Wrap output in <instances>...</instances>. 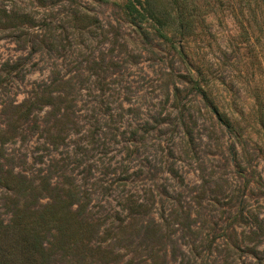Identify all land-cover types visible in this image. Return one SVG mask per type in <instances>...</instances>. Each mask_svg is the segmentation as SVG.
Wrapping results in <instances>:
<instances>
[{"label":"rangeland","instance_id":"1","mask_svg":"<svg viewBox=\"0 0 264 264\" xmlns=\"http://www.w3.org/2000/svg\"><path fill=\"white\" fill-rule=\"evenodd\" d=\"M139 1L0 0V179L49 168L108 217L120 170L166 193L162 239L84 264H264V0Z\"/></svg>","mask_w":264,"mask_h":264},{"label":"trees","instance_id":"2","mask_svg":"<svg viewBox=\"0 0 264 264\" xmlns=\"http://www.w3.org/2000/svg\"><path fill=\"white\" fill-rule=\"evenodd\" d=\"M135 3L142 6L139 0H135ZM126 10L136 12L132 3L126 6ZM153 18L158 27L168 24L166 18H157L156 15ZM47 84L50 82L41 85ZM45 104L53 108L56 106L50 100H46ZM32 106L33 103L29 102L25 107L26 117L30 116ZM19 157L17 160L25 165L22 159L25 156ZM168 166L165 171L177 177V173ZM151 170L160 172L163 167H153ZM46 171L48 175L39 177L37 185L33 182H30L31 185L27 184L29 182L23 175V170L17 174L5 172L0 179V183L8 192L13 194L19 190L21 195L27 190L29 194L23 198L30 196V201L24 199L21 208H17V204L14 205L9 211L8 221H0V264H84L88 259H93L95 253L102 248V253L109 254L112 253V246L135 245L139 248L146 243L154 244L164 237L162 229L169 226L170 217L165 218L162 214L159 217L161 224L150 220L149 217L158 202H161L163 207L160 198L166 196V193L151 191L145 187L144 179H140L139 175L128 176L125 169L118 171L119 177L114 182L113 189L111 186L109 188L114 192L110 198L115 202L117 211L113 212L115 216L108 217L109 213H106L102 206L99 211H93V208L98 206L91 205V193L75 179L67 178L65 183H52V173L50 174L49 168ZM135 180H141V187L133 184ZM26 184L28 187H24ZM43 194L48 196V202L40 205L38 200L43 198ZM108 194H111L110 191ZM121 215L123 219L119 218ZM170 215L175 218L177 214ZM103 224L116 226L100 231ZM136 226L139 228L136 229ZM185 227L190 226L186 224ZM103 236L110 243L104 245L105 247H102L103 242H106L102 241ZM135 241L139 242L136 244ZM150 259L153 260L151 257Z\"/></svg>","mask_w":264,"mask_h":264}]
</instances>
